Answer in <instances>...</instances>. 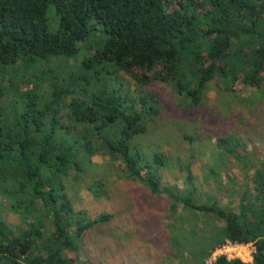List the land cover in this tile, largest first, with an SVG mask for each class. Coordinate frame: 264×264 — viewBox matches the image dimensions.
<instances>
[{"label":"trees","instance_id":"16d2710c","mask_svg":"<svg viewBox=\"0 0 264 264\" xmlns=\"http://www.w3.org/2000/svg\"><path fill=\"white\" fill-rule=\"evenodd\" d=\"M237 4L0 0V199L9 200L23 223L13 230L0 217V264H78L87 231L111 218H81L68 190L96 157L120 158L127 178L160 193L163 153L141 160L133 143L146 131L144 119L159 113L157 99L151 91L132 94L122 82L111 86L109 73H128L141 85L170 83L190 106L216 77L228 91L237 78L255 86L264 73V48ZM49 8L58 19L53 30ZM80 51L83 59L70 60ZM247 174L235 208L214 196L211 203H196L188 168L184 190L163 187L170 211L181 206L198 222L204 218L192 227L201 240L189 264H205L227 240L251 244V261L220 255L212 264H264V164Z\"/></svg>","mask_w":264,"mask_h":264},{"label":"rangeland","instance_id":"374dc122","mask_svg":"<svg viewBox=\"0 0 264 264\" xmlns=\"http://www.w3.org/2000/svg\"><path fill=\"white\" fill-rule=\"evenodd\" d=\"M47 19L53 30L58 19L51 8ZM85 55L80 51L70 60L78 62ZM109 78L111 86L120 87L122 82L132 94L151 91L157 99L159 113L144 119L146 131L133 143L141 160L156 151L163 153L162 188L154 194L144 182L127 178L120 170V158L104 156L85 162L68 188L75 211L83 219L104 213L111 218L87 231L80 242L78 264H189V253L201 240L200 231L192 227L204 218L198 222L191 210L181 206L178 212L170 211L171 201L163 187L172 192L184 190L188 168L197 190L196 203H211L214 196L219 205L235 208L239 192L249 181L247 172L254 171L263 159L264 90L237 78L229 83L228 91L216 77L207 83L200 102L190 106L170 83L136 84L123 72H111ZM238 154H242L240 161ZM0 217L13 230L23 227L20 213L4 197ZM237 250L244 252L246 247ZM210 256L205 264H211Z\"/></svg>","mask_w":264,"mask_h":264},{"label":"flooded vegetation","instance_id":"af4514ba","mask_svg":"<svg viewBox=\"0 0 264 264\" xmlns=\"http://www.w3.org/2000/svg\"><path fill=\"white\" fill-rule=\"evenodd\" d=\"M237 10L245 24L257 29L256 32L261 41L258 48H264V0H238ZM255 88L264 90L263 72L258 75Z\"/></svg>","mask_w":264,"mask_h":264},{"label":"built area","instance_id":"2783aa9c","mask_svg":"<svg viewBox=\"0 0 264 264\" xmlns=\"http://www.w3.org/2000/svg\"><path fill=\"white\" fill-rule=\"evenodd\" d=\"M240 247H246V250L244 252L239 250L236 251V249ZM253 251L254 247L251 244L234 243L227 240L224 244L212 252L209 261L212 264L218 256L224 255L227 259L237 258L241 261L249 262L252 259Z\"/></svg>","mask_w":264,"mask_h":264},{"label":"crops","instance_id":"0c3cea01","mask_svg":"<svg viewBox=\"0 0 264 264\" xmlns=\"http://www.w3.org/2000/svg\"><path fill=\"white\" fill-rule=\"evenodd\" d=\"M264 164V154H263V159L262 162L259 164V166L257 168H259L260 166H262Z\"/></svg>","mask_w":264,"mask_h":264}]
</instances>
